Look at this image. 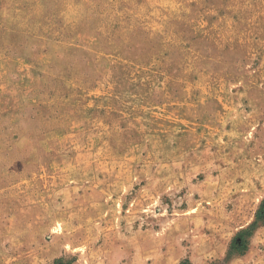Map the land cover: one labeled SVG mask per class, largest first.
Masks as SVG:
<instances>
[{"label": "rangeland", "instance_id": "obj_1", "mask_svg": "<svg viewBox=\"0 0 264 264\" xmlns=\"http://www.w3.org/2000/svg\"><path fill=\"white\" fill-rule=\"evenodd\" d=\"M264 0H0V264H264Z\"/></svg>", "mask_w": 264, "mask_h": 264}, {"label": "trees", "instance_id": "obj_2", "mask_svg": "<svg viewBox=\"0 0 264 264\" xmlns=\"http://www.w3.org/2000/svg\"><path fill=\"white\" fill-rule=\"evenodd\" d=\"M258 224H264V199L259 203L257 210L254 214V222L247 229H242L237 232L231 240L229 255L235 254L244 255L249 247V241L253 236V232ZM48 264H71L64 259H55Z\"/></svg>", "mask_w": 264, "mask_h": 264}]
</instances>
